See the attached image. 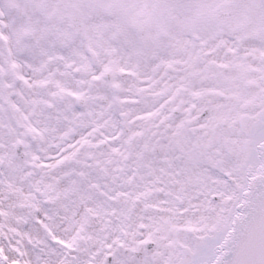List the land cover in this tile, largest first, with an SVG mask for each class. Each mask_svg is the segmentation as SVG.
Listing matches in <instances>:
<instances>
[{"label":"snow or ice","instance_id":"6c2138e0","mask_svg":"<svg viewBox=\"0 0 264 264\" xmlns=\"http://www.w3.org/2000/svg\"><path fill=\"white\" fill-rule=\"evenodd\" d=\"M0 264H264V0H0Z\"/></svg>","mask_w":264,"mask_h":264}]
</instances>
